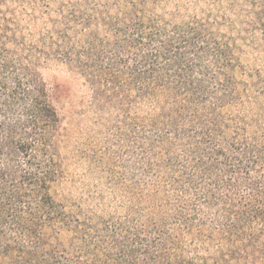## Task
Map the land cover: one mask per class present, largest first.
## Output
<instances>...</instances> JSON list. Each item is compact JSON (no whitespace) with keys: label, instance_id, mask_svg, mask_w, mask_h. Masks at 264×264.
<instances>
[{"label":"trees","instance_id":"obj_1","mask_svg":"<svg viewBox=\"0 0 264 264\" xmlns=\"http://www.w3.org/2000/svg\"><path fill=\"white\" fill-rule=\"evenodd\" d=\"M0 264H264V0H0Z\"/></svg>","mask_w":264,"mask_h":264},{"label":"rangeland","instance_id":"obj_2","mask_svg":"<svg viewBox=\"0 0 264 264\" xmlns=\"http://www.w3.org/2000/svg\"><path fill=\"white\" fill-rule=\"evenodd\" d=\"M44 78L52 89H61L64 99L68 102H76L82 90L79 81L63 65H51L44 71Z\"/></svg>","mask_w":264,"mask_h":264}]
</instances>
